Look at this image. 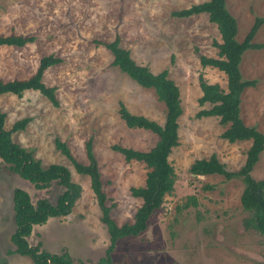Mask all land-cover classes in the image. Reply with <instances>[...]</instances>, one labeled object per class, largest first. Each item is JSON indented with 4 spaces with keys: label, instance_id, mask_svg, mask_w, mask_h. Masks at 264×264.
I'll return each instance as SVG.
<instances>
[{
    "label": "rangeland",
    "instance_id": "1",
    "mask_svg": "<svg viewBox=\"0 0 264 264\" xmlns=\"http://www.w3.org/2000/svg\"><path fill=\"white\" fill-rule=\"evenodd\" d=\"M205 0H0V35H25L33 40L24 46H0V80L24 79L34 73L43 56L60 61L49 66L42 81L56 87L58 105H52L35 90L21 97L0 95L5 127L25 117L24 129L12 139L30 149L43 167L60 164L82 192L70 212L35 225L28 242L49 253L67 252L74 262L89 263L108 256L111 264H263L264 236L245 228L241 208L240 179L224 180L208 175L198 183L188 166L199 158L215 154L230 171L244 163L249 141L229 143L220 134L224 127L215 116L196 114L200 106L198 75L209 83L226 87L225 75L213 67H201L199 54L216 56L213 40H219L214 23L206 13L174 17L172 11ZM236 19V38L241 41L256 16L264 15V0H226ZM118 35L120 46L132 58L157 73L166 69L179 88L182 113L178 118V145L169 155L176 173V185L150 217L147 228L135 237H124L110 247L99 208L86 175L77 173L70 160L55 147L65 141L74 157L86 164L85 143L92 141L104 181L111 216L118 224L131 220L141 204L130 187L144 183L147 168L135 160L126 161L112 148L147 150L157 136L125 125L118 113L119 102L129 112L163 124L165 106L150 88L136 84L111 64L112 54L99 41L111 42ZM253 42H264V24ZM243 79L255 80L241 95L240 115L248 126L264 130V49H248L240 63ZM264 180V150L251 172ZM192 183V184H190ZM212 184L204 189L202 184ZM22 188L31 199L55 202L61 187L45 189L9 172L0 159V264H32L29 257L10 253L14 230L12 191ZM195 196V204L189 200Z\"/></svg>",
    "mask_w": 264,
    "mask_h": 264
},
{
    "label": "trees",
    "instance_id": "2",
    "mask_svg": "<svg viewBox=\"0 0 264 264\" xmlns=\"http://www.w3.org/2000/svg\"><path fill=\"white\" fill-rule=\"evenodd\" d=\"M206 13L208 20L215 24L219 33V40H213L212 45L217 49L216 56L199 54L201 67H213L221 71L226 77V87L219 83L207 82L203 75H198V84L201 95L197 99L200 106L208 105L196 115L198 117L215 116L224 130L221 138L229 143L249 141L250 145L245 152L243 165L236 171L226 169L215 154L208 158L195 159L188 166V174L198 183L208 175H221L224 180L238 178L243 183L240 195V204L246 216L242 219L245 228H250L264 236V180H256L251 172L258 163L264 150V130L259 131L255 126H248L240 115L241 95L247 87L254 86L255 80L242 78L240 63L244 52L248 49H264V42L255 43L253 38L264 24V15L256 16L253 24L241 41L236 38L238 26L236 19L226 8V0H205L192 4L189 7L171 12L174 17H189ZM33 38L25 35H0V46H24ZM112 54L111 64L126 74L137 85L152 89L157 99L165 106L163 124H159L143 115H135L128 111L123 102H119L118 113L125 125L132 129H143L157 136L155 144L147 150L134 149L113 145L112 148L123 155L126 161L135 160L143 163L147 168L144 183L141 186L130 187L133 197L141 199L131 220L118 224L111 216V205H108L104 191V181L100 173L97 158L92 150L91 139L85 143L87 163L79 162L72 154L65 141L55 139V147L72 163L74 170L86 175L90 188L96 198L99 208V219L104 224L110 248L115 242L124 237L139 236L148 226L151 215L161 207L164 196L171 194L176 185V173L169 161V155L178 145V118L182 113L179 88L168 77L166 69L152 72L146 65L138 64L129 50L120 46V38L115 36L113 41H99ZM60 61L54 55L43 56L38 67L29 77L24 79L0 80V95L13 94L21 97L26 90H35L42 94L54 106L58 105L56 87L47 86L42 81L44 71ZM5 113L0 110V159L9 172L17 174L30 182L36 189H45L53 183L61 187L55 202L47 198H38L35 201L27 191L14 188L12 191V211L14 230L10 240L14 245L10 253L27 256L32 264H111L106 255L95 263L83 260L74 262L69 253H49L39 245L31 246L28 237L33 227L45 223L51 217L64 216L70 212L82 188L71 178L67 167L60 164L41 165V161L33 156V152L12 139V133L24 129L29 121L28 117L15 121L10 128L5 127ZM192 184V183H190ZM204 189H212V184H202ZM195 196L189 200L195 204ZM264 264V262H263Z\"/></svg>",
    "mask_w": 264,
    "mask_h": 264
}]
</instances>
